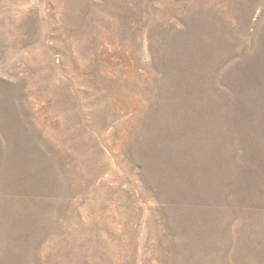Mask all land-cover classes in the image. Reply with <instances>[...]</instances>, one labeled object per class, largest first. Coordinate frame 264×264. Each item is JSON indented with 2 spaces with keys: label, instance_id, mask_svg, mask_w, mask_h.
<instances>
[{
  "label": "rangeland",
  "instance_id": "374dc122",
  "mask_svg": "<svg viewBox=\"0 0 264 264\" xmlns=\"http://www.w3.org/2000/svg\"><path fill=\"white\" fill-rule=\"evenodd\" d=\"M0 264H264V0H0Z\"/></svg>",
  "mask_w": 264,
  "mask_h": 264
}]
</instances>
